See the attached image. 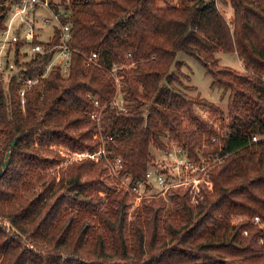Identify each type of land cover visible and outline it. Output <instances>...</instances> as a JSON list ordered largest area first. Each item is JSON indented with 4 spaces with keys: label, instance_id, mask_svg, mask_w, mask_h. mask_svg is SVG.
Segmentation results:
<instances>
[{
    "label": "trees",
    "instance_id": "1",
    "mask_svg": "<svg viewBox=\"0 0 264 264\" xmlns=\"http://www.w3.org/2000/svg\"><path fill=\"white\" fill-rule=\"evenodd\" d=\"M162 1L52 0L72 24L67 75L54 65L40 77L53 51L29 56L17 43L19 71L0 77V168L8 160L0 175V264H264V0H221L233 7L231 21L217 0ZM8 10L0 0V29ZM58 40L56 30L49 45ZM180 51L195 55L212 87L224 89L226 110L176 86ZM220 51L236 52L243 70L220 63ZM94 53L100 65L86 64ZM114 66L130 110L108 107L104 135L113 136L107 147L122 156L125 172L145 181L151 147L166 148L168 138L191 156H225L208 183L171 188L169 200L145 199L130 215L128 193L114 194L102 162L85 158L49 171L64 160L59 145L99 147L88 93L103 103L114 97ZM28 77L40 78L22 104ZM194 105L210 108L227 133Z\"/></svg>",
    "mask_w": 264,
    "mask_h": 264
},
{
    "label": "built area",
    "instance_id": "2",
    "mask_svg": "<svg viewBox=\"0 0 264 264\" xmlns=\"http://www.w3.org/2000/svg\"><path fill=\"white\" fill-rule=\"evenodd\" d=\"M9 10L7 12L5 26L0 29V77L8 79L19 71L15 61L11 60V53L15 54L17 43L21 42V51L28 52V55L35 53H48L53 51L52 58L47 63L44 73L40 77L46 76L54 65H58L63 75H67L70 70L72 52L75 48L71 44L73 38L72 24L63 23L59 13L52 5V0H8ZM45 9L46 11H44ZM52 24L53 32L49 38L41 40L43 28ZM56 30L59 31V40L53 45L52 41ZM34 39H37L34 42ZM130 55V54H128ZM86 64H99L96 53L85 55ZM242 62V61H241ZM114 66L108 73L115 83V95L107 102H102L97 96L88 93L92 102L90 111L91 119L96 123L94 138L98 141L99 147L94 150H71L70 148L59 145V152L64 156V160L59 166H67L73 161L91 158L96 162L106 165L111 174L118 178V185L129 194L135 196L137 200L150 197L155 193L148 191L167 192L171 188H186L197 186L205 177L210 169L220 164L224 157L218 153L198 152L197 156H191L188 151L176 141H166V148H159L163 155L149 160L145 173V181L134 182L130 173L125 172L124 160L122 156L113 154L107 147L109 140L113 137L104 135L107 133V124H104L105 110L108 107H115L119 112L127 113L130 108L129 101L124 98L122 90V80ZM28 77L20 90L21 102L25 104V90L32 84L38 82L39 78ZM264 78V77H263ZM203 113H201L202 115ZM146 116V114H144ZM204 119L207 116L203 114ZM214 129L220 134L227 133V129L219 122L211 120ZM259 135L253 136V141H258ZM217 137H213L215 141ZM158 158V160L156 159ZM255 222H261V217L256 215Z\"/></svg>",
    "mask_w": 264,
    "mask_h": 264
},
{
    "label": "rangeland",
    "instance_id": "3",
    "mask_svg": "<svg viewBox=\"0 0 264 264\" xmlns=\"http://www.w3.org/2000/svg\"><path fill=\"white\" fill-rule=\"evenodd\" d=\"M56 3H62V0H53ZM218 6L221 9V11L224 13L226 18L231 21L233 18V7L227 3H223L221 0H217ZM157 3L162 5V0H157ZM46 11L45 9H43ZM53 32V26L52 24L46 25L43 28V33L41 34V40H45L49 38L50 34ZM217 56L219 58L220 63L230 66L232 68H235L237 70H243V64L238 56V54L234 51H220L217 53ZM177 60L182 61L183 64H181V69L176 68V66H172V70L176 71L180 77L183 84H180L179 82L176 83V86L186 92H188L191 95H196L197 93H200L202 97L207 98L210 101L215 102L218 106L225 109L227 108V95H224V89L219 86L212 87L211 82L213 80L211 74L207 71L205 65L193 54H189L184 51L178 52L176 56ZM11 60L15 61V54L11 53ZM187 75L189 77H187ZM185 85H194L195 88H187ZM195 111L201 116V118L204 119L203 114L207 116V120L211 124V120L219 122L221 125L220 118L217 114L213 113L210 108L202 105H194ZM201 113H203L201 115ZM164 141H169L168 138H164ZM153 155L159 157L163 155V152L159 151V149H156V146L151 147ZM153 159V158H152ZM158 160V158H156ZM104 164V163H103ZM61 166H57L56 168H51L49 171L53 172L55 170H58ZM107 172L109 174V178H105L106 182L110 184L113 188L115 187L116 190L114 191V194L118 191H125L124 189H121L118 185V178H116L115 175L111 174V172L107 169ZM203 183H208L206 177L204 181H201ZM128 193V192H127ZM146 193H155L152 196L144 197L140 200H137L135 196L131 194H127L130 199V215L132 211H134L136 208L141 206V204L144 202L145 199H150L152 197H163L166 200H169V194L168 191L165 193H161L159 191H148L146 190ZM106 192L101 190L99 193V196L101 199H105ZM172 205V204H171ZM8 223V222H7ZM9 225V223H8Z\"/></svg>",
    "mask_w": 264,
    "mask_h": 264
},
{
    "label": "water",
    "instance_id": "4",
    "mask_svg": "<svg viewBox=\"0 0 264 264\" xmlns=\"http://www.w3.org/2000/svg\"><path fill=\"white\" fill-rule=\"evenodd\" d=\"M17 137L12 141V145L14 146L16 144ZM10 151L7 153V156L9 155ZM8 160L6 159L3 163V166L0 168V175L2 174L4 167L7 165Z\"/></svg>",
    "mask_w": 264,
    "mask_h": 264
}]
</instances>
